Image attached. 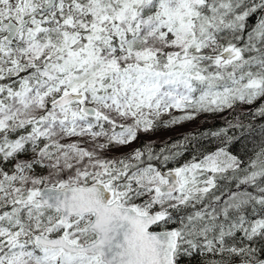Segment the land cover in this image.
<instances>
[{
    "label": "snow or ice",
    "instance_id": "1",
    "mask_svg": "<svg viewBox=\"0 0 264 264\" xmlns=\"http://www.w3.org/2000/svg\"><path fill=\"white\" fill-rule=\"evenodd\" d=\"M0 264H264V0H0Z\"/></svg>",
    "mask_w": 264,
    "mask_h": 264
},
{
    "label": "trees",
    "instance_id": "2",
    "mask_svg": "<svg viewBox=\"0 0 264 264\" xmlns=\"http://www.w3.org/2000/svg\"><path fill=\"white\" fill-rule=\"evenodd\" d=\"M197 123H189V124L177 127L172 130H162L158 132L155 137H152V138L153 139H167L169 137H172L175 139V138H178L181 134H186L190 132L192 129L196 128ZM213 123L219 124L220 123L219 118H217L215 121H209L208 126H211Z\"/></svg>",
    "mask_w": 264,
    "mask_h": 264
}]
</instances>
